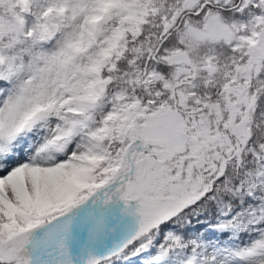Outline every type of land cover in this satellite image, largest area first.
Instances as JSON below:
<instances>
[{
    "label": "snow or ice",
    "instance_id": "6c2138e0",
    "mask_svg": "<svg viewBox=\"0 0 264 264\" xmlns=\"http://www.w3.org/2000/svg\"><path fill=\"white\" fill-rule=\"evenodd\" d=\"M0 264H264V0H0Z\"/></svg>",
    "mask_w": 264,
    "mask_h": 264
},
{
    "label": "rangeland",
    "instance_id": "374dc122",
    "mask_svg": "<svg viewBox=\"0 0 264 264\" xmlns=\"http://www.w3.org/2000/svg\"><path fill=\"white\" fill-rule=\"evenodd\" d=\"M209 223H210L209 220L204 221V225H207V224H209ZM210 231H212L211 228H207V229L205 228V229H204V234L207 235V233L210 232ZM223 234H224V233H217L216 236H213V237H212L213 242H214V243H223V244L228 243L227 235L222 237ZM217 237H220L221 239L218 240ZM224 238H225V239H224Z\"/></svg>",
    "mask_w": 264,
    "mask_h": 264
},
{
    "label": "trees",
    "instance_id": "16d2710c",
    "mask_svg": "<svg viewBox=\"0 0 264 264\" xmlns=\"http://www.w3.org/2000/svg\"><path fill=\"white\" fill-rule=\"evenodd\" d=\"M237 210H239V209H237ZM204 221H207V220H203L202 224H194V227L199 228L201 233H204V229H205ZM223 236H224V234H223Z\"/></svg>",
    "mask_w": 264,
    "mask_h": 264
}]
</instances>
